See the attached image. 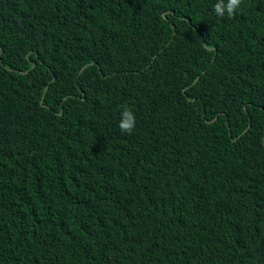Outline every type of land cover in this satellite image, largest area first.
<instances>
[{
    "label": "trees",
    "instance_id": "obj_1",
    "mask_svg": "<svg viewBox=\"0 0 264 264\" xmlns=\"http://www.w3.org/2000/svg\"><path fill=\"white\" fill-rule=\"evenodd\" d=\"M218 2L0 0V264H264V0Z\"/></svg>",
    "mask_w": 264,
    "mask_h": 264
},
{
    "label": "clouds",
    "instance_id": "obj_2",
    "mask_svg": "<svg viewBox=\"0 0 264 264\" xmlns=\"http://www.w3.org/2000/svg\"><path fill=\"white\" fill-rule=\"evenodd\" d=\"M242 0H227V4L224 3V0H219L215 5V13L217 16H223L225 11L229 16H232L239 6L241 5ZM136 125L135 114L129 108H125L121 113V120L119 123V128L123 133L131 134Z\"/></svg>",
    "mask_w": 264,
    "mask_h": 264
}]
</instances>
